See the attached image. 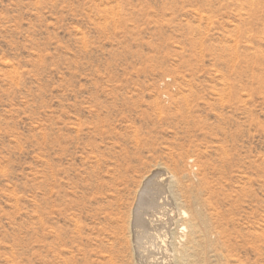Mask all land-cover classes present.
<instances>
[{"label":"rangeland","instance_id":"obj_1","mask_svg":"<svg viewBox=\"0 0 264 264\" xmlns=\"http://www.w3.org/2000/svg\"><path fill=\"white\" fill-rule=\"evenodd\" d=\"M157 164L264 264V0H0V264H137Z\"/></svg>","mask_w":264,"mask_h":264},{"label":"bare ground","instance_id":"obj_2","mask_svg":"<svg viewBox=\"0 0 264 264\" xmlns=\"http://www.w3.org/2000/svg\"><path fill=\"white\" fill-rule=\"evenodd\" d=\"M180 184L162 164L144 176L130 221L137 264H144L139 241L145 233L152 238L147 255L155 259L149 264H243L233 257L223 227L206 225L207 202H200L187 181L183 190Z\"/></svg>","mask_w":264,"mask_h":264}]
</instances>
